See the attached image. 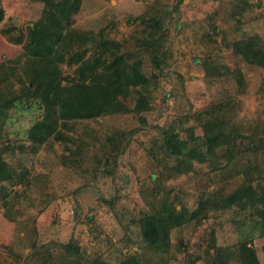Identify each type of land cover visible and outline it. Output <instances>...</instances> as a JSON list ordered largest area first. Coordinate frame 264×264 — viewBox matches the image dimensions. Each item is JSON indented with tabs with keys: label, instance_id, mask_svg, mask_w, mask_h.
I'll return each instance as SVG.
<instances>
[{
	"label": "rangeland",
	"instance_id": "1",
	"mask_svg": "<svg viewBox=\"0 0 264 264\" xmlns=\"http://www.w3.org/2000/svg\"><path fill=\"white\" fill-rule=\"evenodd\" d=\"M176 1H81L66 27L104 30L117 42L131 64L124 77L131 92L121 102L134 109L140 93L152 109L144 120L133 111L68 120V127L59 119L62 138L53 132L39 142L31 130L47 110L34 91L53 77L64 87L79 81L80 63L69 62L78 47L38 56L31 44L45 1L0 0V166L12 173L0 179V264H62V244L70 241L110 264L132 255L147 264H214L216 250L208 254L205 239L212 229L217 246L234 248L230 264H245L238 260L241 243L249 264H264L263 222L236 205L173 229L165 244L152 247L145 240L140 219L153 208L196 209L204 192L235 190L244 170L254 181L264 175V146L253 151L248 139L242 154L215 164L202 147L206 160H194L196 169L187 173L179 172L182 156L161 151L163 127L173 126L181 139L189 127L201 135L219 104L242 130L259 133L264 124V68L234 52L235 41L264 39V0H250L240 14H234L233 0ZM151 11L163 14L166 30L162 71L146 50L151 28L143 15ZM89 47L86 58L96 52Z\"/></svg>",
	"mask_w": 264,
	"mask_h": 264
},
{
	"label": "trees",
	"instance_id": "2",
	"mask_svg": "<svg viewBox=\"0 0 264 264\" xmlns=\"http://www.w3.org/2000/svg\"><path fill=\"white\" fill-rule=\"evenodd\" d=\"M43 1L46 4L44 14L35 26L36 37L31 44V51L38 56L52 55L56 52L59 55L62 49L70 52L78 47L75 52L69 54V62L71 64L80 63L77 71L81 79L64 87L59 77H53L47 80L46 84L35 89L34 96L45 102L47 117L35 124L31 130L32 134L40 139L39 142L46 140L53 132L62 138V130L58 128L59 119L63 120L61 126L68 127V120L133 111L141 120H144L143 113L152 109L144 94L139 93L134 109L127 107L120 100L121 97H126L131 92L130 86L124 81L131 64L119 53V44L105 37L104 30L95 33L66 27V22L69 23L71 17L79 11L82 0ZM182 1L177 0L175 5L179 6ZM233 1L234 14H240L250 5V0ZM156 12H149L148 17L143 15V21L151 28L146 50L152 58L153 65L162 71L161 62L167 60V50L163 49L165 47L163 41L167 37L166 30L163 29V14ZM3 16V8H0V21ZM89 44H92L96 52L94 56L86 58L90 49ZM234 52L245 62L264 68V39L261 37L256 35L235 41ZM63 57L60 55V58L63 59ZM102 64L106 68L100 71L98 66ZM134 65L137 67L139 61ZM206 69L209 73L210 66L206 65ZM87 78L88 81H86ZM214 111L218 114L203 122L201 135H196L194 129L189 127L187 128L188 138L181 139L173 126L162 128L161 151L171 153L176 157L182 156L179 172L187 173L196 169L194 160L199 162L206 160L202 150L204 146L213 157L210 160L211 164H215L219 158L234 159L242 154L244 151L241 146L244 139L250 140L253 151L264 146V124L260 127L262 135L260 132L249 133V130H242L235 121L224 114L222 105L219 104L211 109V113L214 114ZM32 146L34 150L37 149L35 142ZM117 157V153L109 156L110 163H114ZM244 173V181L230 193H224L222 190L204 192L196 209H190L185 205L181 209H176L175 206L169 205L161 209L153 208L151 212L146 213V217L141 218L140 223L147 243L152 247L165 244L170 240L173 229L193 220L198 224L202 223L211 209L223 210L234 205L240 210L252 211V215H256L264 225V175L254 181L250 178L248 170H244ZM11 176L12 173L7 165L0 166L1 180L10 179ZM205 239L208 243V254H211V247L216 250L213 256L214 264H230L231 258H234V248L217 246L214 229L208 232ZM245 245L240 244L241 254L238 260L249 264L250 259L244 251ZM62 247L64 248L62 264H110L99 256L93 257L85 254L76 241L64 243ZM40 251L43 254H50L47 248ZM40 254L42 255L41 252ZM49 257L52 259L51 255ZM32 258L38 260L36 256ZM34 264H43V261ZM115 264L147 263L139 255H132Z\"/></svg>",
	"mask_w": 264,
	"mask_h": 264
}]
</instances>
